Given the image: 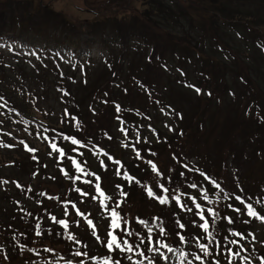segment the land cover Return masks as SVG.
Returning <instances> with one entry per match:
<instances>
[{"label": "trees", "instance_id": "1", "mask_svg": "<svg viewBox=\"0 0 264 264\" xmlns=\"http://www.w3.org/2000/svg\"><path fill=\"white\" fill-rule=\"evenodd\" d=\"M208 1L209 6L206 8L198 0L191 6L190 4H186L184 6L186 10L183 13V17L187 20L189 18L192 20L194 15L198 16V20H201V24H203V28L201 27L200 31L199 29L192 28V35L196 34L197 40L191 38L186 39L189 41L185 42V45L188 46L187 52L195 53L197 57L195 67L196 69L199 67L201 70L200 73H197L198 78L196 79H198V85L194 88L200 90L201 95L199 98L206 92L207 95L204 98L211 102L207 108L204 106L203 110L202 100L198 101L196 112L191 119L192 123L194 119L195 124H191V127H197V125L200 127L202 121L199 120H204L205 116L209 114L212 108L211 106L216 105V107L218 106L217 110L220 112L227 109L229 115L234 113L237 122H239L238 117H242L243 121L246 119L243 123H251L248 129H251L252 126L254 130L252 131L251 129V132L248 134V139H246L248 142H253L260 135V138L264 141V93L248 71L241 70L235 73L232 72L230 64L238 63L240 60L243 61L248 53L245 48H242L241 44H236L231 37H226V32H229L227 28L232 29V31L234 30L238 39L246 42L247 49H251L249 47L251 43L253 49L260 53L264 59V19H259L260 15L257 14L264 11V0ZM229 5H238L235 11L236 13L231 15V17H228L225 13ZM241 8H244L246 12H243ZM0 17H2V14ZM177 20H180V18ZM22 23L23 21L20 22L19 19L16 20L14 17L8 19L0 18V137L3 136V133H10L12 126L15 127V130H20V132H24L32 137L41 136L42 133L46 132L49 136L55 133L57 134L56 137H48L50 142L49 146L55 143L58 148L64 150L65 157H60L61 161L64 163L67 157H72V160L74 159L80 163L81 167L89 175L78 172L71 160V165L69 163L68 166H61L60 169L59 167H55L54 172H58V174L54 172V174L50 173L55 180L43 188L41 186L42 184L37 181V186H35L29 183L23 184L12 179L10 174L4 170L6 165L0 166V180L8 181V184H0V229L3 230L5 228L4 232L1 230L3 234L0 231V241L2 246L7 247L6 253L9 256V264H54L55 261H59L58 258H62L65 254L70 253L71 250L75 252L78 247L82 252H85L82 246V244L87 242L85 236L95 238L91 234L86 221L74 212V209L71 207L73 203L79 205V209L85 216L93 219L94 223L98 226L97 234L102 238L106 237L104 231L108 232L111 230V209H115L121 217H126L129 230L138 233V235L133 236L134 238L132 237L135 242H138L140 238L147 237L148 227L158 229V233L153 235L154 242L156 240L160 242L164 240L179 241L177 233L184 235L186 239L193 236L203 237L204 234L197 226H194L195 231L188 230L190 228L188 223L190 224L191 219L195 221L196 225L201 223L196 214L195 204L192 202L193 198L196 203L203 207L206 217L209 208L220 212L221 216H223L221 211L225 208L224 205L226 204L240 208L241 213L244 215L241 225L238 224L241 214L230 216L234 219V223L231 225L227 224L224 220L217 221L215 229L217 238L222 239L227 235L226 228L228 232L236 231L243 233L247 236V239L240 241V244L243 243L245 245L248 241L250 243V249L245 254L252 256L254 259L256 258L259 261L258 263L261 264V258L264 257V244H261L262 246L260 248L254 247L255 242H252V236L256 239V230L254 228L258 229L263 226L264 229V222L256 218L248 217L244 205L235 201L234 195H240L245 199L246 203L252 204L256 211L264 216V189L253 192L250 186L240 185L238 191L234 192L225 186L226 181L219 175L217 169L212 167L213 164H208L210 166L209 168H205V166H208L207 163H205L204 167L203 165H186V156L184 157L183 155H181L182 158L181 156H170L174 160V162H171L168 159L169 155H166L167 153L164 147L173 149L179 142V138L183 135L173 139L163 137L158 142L157 147L154 148L148 141H145L144 144H138L137 151L140 153V156H136V151L131 157L133 162L132 168L120 164L117 158L108 160V163H104V167H102L101 161L104 162V159L100 158L94 146L89 145L88 141L90 140L88 137L83 136L86 134V131L84 132L82 130L84 126H77L75 128L69 126L75 114L73 112H76L75 109L77 110L78 106L63 109L68 116L53 112L54 117H52L44 108L45 97L33 84L42 81L41 91L48 92L56 89L59 84L58 78L63 79V82L68 85L69 81L72 84L74 83V77L65 75L63 65L58 63V68L54 69L58 73L56 74L52 71V74L55 75L54 79L49 76V69L44 59H42L43 64H38V61L33 63L30 62L29 57L26 58L27 54L24 51H19L13 48L14 46L12 48H4L1 45L2 39L8 34L15 36L18 26L23 25ZM126 26L118 30L117 33H114L112 37L108 38V36L103 35L104 39L99 40L98 44L104 48V56L97 65V68H104L105 71L103 78L97 82L102 87L92 98L96 101L98 100L97 96L102 94L104 97V105L106 107L111 105L112 113L115 115L118 114L117 116L119 117L117 118L128 122L129 126L132 127L134 132H131L130 129L129 132L127 131L130 136L133 133H139L137 130L141 126L144 118L147 117V114H133L132 110H128L125 105H119L120 111L118 112L117 105L114 104L117 101L110 102L111 95L115 90L120 92L124 75L127 74L126 68L128 66H134L136 60L139 62L144 60L143 63L147 65L154 63V61L156 63L157 57L159 58L158 61H160L161 57H159V54H161L160 56H165L166 49L174 41V37L172 36L174 32L171 26H162L163 29L169 31L165 35L170 40L166 42L167 37L161 38L159 35L142 37L135 32L136 29L134 28L131 32H128L129 29L126 30ZM34 28L39 27L30 28L29 31ZM52 29L58 32L60 28L54 27ZM239 30L243 33L239 32ZM41 35L45 34H39L38 36ZM66 36L64 35V38ZM22 38V35L18 38L14 37V41ZM43 41L49 44L56 43V41L51 42L50 40ZM183 51L185 50L183 49ZM247 62L249 63L250 60H247ZM238 65L240 67L242 62H239ZM262 65L263 68L261 69H256L253 65L255 68H252V71H256L257 76H264V60ZM29 68H31V72L33 73L32 76L28 75L27 71H30ZM42 69L48 71L42 73ZM90 70L91 67L87 66L82 75H86L85 71ZM134 77L131 74L128 79L133 85L136 80ZM150 90L152 89L150 88ZM73 91L72 89V92H69V99H71ZM18 95L21 97L19 98ZM73 97L75 96L72 95ZM56 118L58 122H56ZM253 124H255V127ZM184 131H180L182 132L181 134ZM160 134L162 132L158 131V135ZM65 136L69 137V139H64ZM72 138H75L80 143L73 145L71 143ZM181 143L184 142L182 141ZM80 145L83 146L81 147ZM253 146L256 149L247 158L249 162L255 161L261 155L258 152V147H256L255 142ZM5 151L8 152V150ZM25 155V161L21 165L30 167L29 162H31L32 166H34V168L30 167L34 178H36V174L40 173V171H47V167L43 165H40V169L35 168V166L38 167L39 164H43L41 163V158L33 159L31 158V154L25 153ZM207 160H210V157ZM148 161H151L157 166L159 175L157 172L152 171L151 164ZM106 168H109L113 174V184L109 182V176H104ZM117 171H119V174H117ZM93 173L95 175H92ZM125 173L132 179H126ZM201 173L204 175H201ZM97 175L101 177L100 181L95 179ZM76 177H79V179L77 180ZM205 177H208V179H205ZM84 181H91V183L86 184ZM13 182L19 183L22 187L17 188L16 183ZM96 183H100L105 194L111 197L109 200H104V204L107 205V210L101 207L100 201L103 198L96 193ZM109 184L113 188L109 187ZM192 184H196V187H191ZM216 184H219L220 187L217 188L215 186ZM50 185H53L57 190L60 189L61 193H52V188L49 187ZM117 185L120 187L118 188ZM160 185L168 188V193H163L159 187ZM29 188L32 190L28 191ZM77 188L82 192H86L87 195H80L79 192L75 191ZM147 188H153L158 196L167 195L169 197V203L167 205H161L158 200L148 197ZM121 190L127 194L126 197L120 195ZM40 193H44V195H40ZM225 194H227V199H225ZM173 195L178 196L181 203L192 208L193 211L187 212L182 210L171 199ZM93 196L96 199H92ZM205 196H207V199H205ZM48 197H54V199H49ZM257 200H261V203H257ZM118 203L120 205L119 207L116 206ZM60 204L61 208H59ZM156 205L160 208L159 214L155 213L154 209ZM65 207H67V215H65ZM59 209H62V213H59ZM51 216L66 220L69 224L68 230L73 228L76 230L71 234L75 235L81 241V246L70 241L73 246L68 247V241L65 239L67 233L60 225L54 224L51 221ZM207 218L211 220V217ZM139 220L146 221L147 226L138 223ZM177 220L186 225L184 230L178 227L176 224ZM245 221H248V223H245ZM76 222L84 226L87 234H83L80 231L84 230V228L75 227ZM37 223L41 224L43 230L41 236L35 234V226ZM161 224L169 233L166 237L159 235L158 226ZM170 225L174 229L170 228ZM48 230H51V234H49ZM210 231H213V229H210ZM248 233H251L252 236H248ZM229 239L238 238L229 236ZM201 240L202 243H207V239ZM22 245L24 246L23 249L21 248ZM58 246L63 247V249L58 250ZM145 247H148L147 243L141 245V248ZM229 247H232L233 251L239 250L236 246L229 245ZM45 249H50V251H45ZM210 249L213 255H215L214 246H210ZM12 250L14 253L16 251L22 253L19 256L11 254ZM100 253L104 254L109 252L94 251L88 255L94 256Z\"/></svg>", "mask_w": 264, "mask_h": 264}, {"label": "rangeland", "instance_id": "2", "mask_svg": "<svg viewBox=\"0 0 264 264\" xmlns=\"http://www.w3.org/2000/svg\"><path fill=\"white\" fill-rule=\"evenodd\" d=\"M195 1L196 0H0V15L2 14L0 18L8 19L14 17L16 20L19 19L20 22L23 21V25L18 26V30L14 37L18 38L22 35L24 38H29L34 41H56V43H52L54 45H52V48L55 51H60L61 56H63V58L61 57L62 63L66 65L69 61L70 63L73 61L76 66H78L80 75L76 74L77 71H72L71 67L69 70L64 69L65 75L74 77V83L72 84L69 81L67 85L62 82L63 79H59L60 88L56 91L42 92L40 87L43 85V82L39 81L33 83L46 99L44 102L45 110H47L52 117H54L53 112L68 116L65 114L64 110L78 106L77 110L75 109L76 112H73L75 114L70 125H68L71 128L83 125L84 127L82 130H84V132L86 131V134L83 136H87L90 141L101 145V147L106 146L108 148L110 145L112 151L116 153L117 159H119L123 165L131 168L133 167V162L131 160L133 152L128 151L131 148H128V150L122 148V142L125 141L126 136H124L125 131L123 130V133L121 132V128L116 121L117 117H119L117 116L118 114L115 115L112 113L111 105L107 107L104 105V97L102 94L97 96L98 100L96 101L92 98L102 87V85L99 83L97 84V82L103 78L105 69L95 66L92 67L90 71H85L86 75L83 76L81 62H76V59L80 58V55L84 56L85 52H93L94 56L97 57L94 61L97 62L98 65L102 60L104 49L101 48L99 44V46H97L90 45L89 43L93 41H98L99 43V40L104 39V36L110 38L125 25H127L125 29H129L128 32H131L134 28L139 36L150 37L159 35L161 38L167 37L165 40L166 42L170 40V38L165 35L169 31L163 29L162 26H171L174 32V35H172L174 41L171 42V46L168 45L169 47L166 49L165 56L163 57L159 54L161 60L158 61L159 58L157 57L156 63L154 61L155 64L151 63L147 65L143 63L144 60H141V62L136 60L134 66H128L126 68L127 74H123L124 81L121 85L122 88L120 92L115 90L112 93L110 102L117 101V105H125L127 109L132 110L134 114H147V117L144 118L142 122L141 128L144 130L143 133L147 136V140L150 141L149 144L152 145L153 148L157 147L158 142L163 137L173 139L183 135L179 138V142L173 149L164 147L167 153L166 155H169L168 159L171 162H174V160L171 159L172 156L180 157L183 155L184 157L186 156L185 162L188 165L190 164V166L203 165L204 167L205 163H207V165L213 164L212 167L217 169L219 175L226 181L225 186L229 187L230 190L237 192L240 185H245L246 187L250 186L253 192L261 191L264 189V141L260 138L261 135L260 137H256L253 142H248V140H246L252 129V126L251 129H248L251 123H243L246 119L243 121L242 117H238L239 122H237L234 113L229 115L227 109L220 112L217 110L218 106L212 105L205 119L199 120L202 121L201 126L199 127L197 125V127H191V124H195L194 119L193 123L191 119L196 112L198 101L202 100L203 110L204 106L207 108L209 104H211V102L204 98L205 95H207L206 92L199 98L201 92L194 89V86L198 85V79H196L198 78L197 73H200L201 70L199 67L198 69L195 67L197 62L195 53L187 52L188 46L185 45V42L189 41L186 39L191 38L197 40L196 34L192 35V28L199 29V31L201 27L203 28V24H201L202 21L198 20V16L194 15L192 20L191 18L187 20L183 17L184 10H186L184 6L186 4H190L191 6ZM198 1L202 2L204 8L209 6L208 0ZM237 6L238 5L227 6L228 10L225 11L226 15H228V17L234 15L238 8ZM241 10L246 12L244 8H241ZM257 14L260 15L259 19H264V11ZM179 18L181 21L177 20ZM33 27L39 28H34L29 31V29ZM54 27L60 28L58 32L52 29ZM227 30L229 32H226V37H231L236 44H241L242 48H245L248 53L247 56L244 57L245 60L239 61L242 62L240 67L238 65L239 62L230 64L232 72L235 73L241 70L248 71L257 81V84L264 93V76H257L256 71H252V68L255 67L256 69L263 68V56L253 49L251 43L249 47L252 50L247 49L248 47L245 45L246 42L242 39L239 40L234 30L232 31V29L229 28H227ZM239 32L243 33L241 30H239ZM39 34L45 35L38 36ZM64 35L67 36L64 38ZM12 37V34L5 36L1 41V45L4 48L10 47V38ZM20 45L21 43L16 45L19 50H21ZM183 49L185 51H183ZM82 52L84 53L80 54ZM30 53H32V50ZM247 60H250V62L248 63ZM29 69L30 71H27L28 75L32 76L33 73L31 72V68ZM48 69L49 76L55 79V75L52 74V71L55 72L54 65L50 64ZM43 70L46 69H42V73L48 71ZM55 73L57 74L58 72ZM131 74L134 75V78L138 81L135 80L134 85L128 81ZM68 87L74 90L72 95L76 98H72L71 95V99H69L68 93L67 95L64 94L63 88L69 90ZM149 87L152 90H150ZM108 92L110 93L109 90ZM18 96L19 98L21 97L20 95ZM226 105H228V103H226ZM44 115L46 116V114ZM56 122H58L57 118ZM166 124L168 127H165ZM253 126L255 127V124H253ZM129 129L131 132L134 131L131 126H129ZM253 130L254 129H252V131ZM139 131H141V129H139ZM158 131H161L162 134H156ZM180 131H184V133L181 134L182 132ZM143 133H141L142 137ZM114 134L117 135L116 137H120L119 141H117L118 139ZM11 135L17 137V143L14 140L11 142L12 144H16V146L15 148H13L14 146L8 147V152L4 150L6 147L3 148L2 146L3 149L0 147V166L2 167L5 164L6 168L4 170L10 174L12 179L18 182L23 184L29 183L35 186H37L38 182L42 184L41 186L43 188L47 187L51 181L53 182L55 180L50 174L52 171L49 172L48 169L47 171L42 170L40 173H37V176L35 175L36 178H34L31 169L34 168V166H32L31 162H29L31 168L26 165H21V163L23 164V161H25V153L31 154V158L35 156L36 158L43 159V164H39L38 167L35 166L37 169H40V165L48 166L49 162L52 161L51 158L56 157L47 154L44 143L36 138L32 139L28 137L26 139L27 141L24 142L29 148L36 150L33 153L27 151L24 144L20 143V141H24L22 133L17 134L15 130H12ZM110 137L114 138L112 143L109 141ZM132 137H134V135H132ZM121 139L123 141H120ZM132 139L135 140L134 138ZM182 141L184 143H181ZM254 142L261 155H259L255 161L249 162L247 158H249L253 154V150L256 149L253 146ZM19 148L22 150H19ZM209 157L210 160H207ZM104 163H108V160L104 159ZM209 165L207 167L205 166V168H209ZM52 170L54 171V169ZM54 173L58 174V172ZM104 176H109V182L113 184V174L110 172L109 168H106ZM49 187L52 188V193H59L53 185ZM109 187L113 188L110 184ZM224 207L225 208L221 211L223 216H236L237 213L233 212L228 207V204L224 205ZM154 210L155 213L159 214V206L156 205ZM240 214L241 216L238 220L239 225H241L244 216L242 213ZM193 221L194 220L191 219L189 224L187 220L190 226L188 229L189 231L196 230ZM77 223L78 222L75 223L76 228H84V226L80 224V226L77 227ZM170 228L174 229L172 225H170ZM254 229L257 234V243H255L254 247L260 248L262 246L261 244H264L262 243L264 242V229L263 226ZM1 230L2 229H0V231ZM4 230L5 228L2 231L4 232ZM2 231L1 234H3ZM75 231V229H71L68 230V233H74ZM80 231L87 234L85 228ZM225 231L228 235L227 228ZM67 234L65 237H67ZM85 238L92 243V245L87 244L88 247L86 250L88 252H94L100 249V245L92 238L86 236ZM176 244L178 245L173 248L174 251L171 253L167 252L166 249H161L169 258L167 261H164L159 255L149 251H147L145 255L146 258H142L139 255H133L132 258L137 262L143 261V264H148V259L153 260L155 264H188V261H191L192 264H200V262L195 259V256L200 255L202 257L203 253L196 244L195 236L190 237L184 243ZM67 246L72 247L73 244L68 241ZM2 248L7 250V247L2 246L0 241V252L3 251L1 250ZM247 248L248 247H246V249ZM62 249L63 247L58 248V250ZM197 251H200V253ZM181 252L187 254L186 258L183 260L180 256ZM20 253L22 252L16 251V253H14L12 250L11 254L19 256ZM71 253L73 254V252H70V254ZM109 255L110 254H104L102 257L105 258ZM213 258L218 259L220 264H228V260L225 256L213 255ZM83 260L85 261H83L82 264H104L103 260L99 258L92 259L85 256ZM204 260L205 264H209L206 259ZM4 261H6V258L0 256V264H2V262L4 263ZM69 261L71 262L73 259H69ZM125 264H132V261L126 262ZM233 264L255 263L247 258L245 259V256H237L233 259Z\"/></svg>", "mask_w": 264, "mask_h": 264}, {"label": "snow or ice", "instance_id": "3", "mask_svg": "<svg viewBox=\"0 0 264 264\" xmlns=\"http://www.w3.org/2000/svg\"><path fill=\"white\" fill-rule=\"evenodd\" d=\"M32 54L35 55V53H32ZM197 91L199 92L200 90L197 89ZM65 94L67 95V93H65ZM117 111L118 112L120 111L119 105H117ZM45 131H47V129H45ZM121 131H123V129H121ZM45 139H47V137H45ZM64 139H69V137L65 136ZM20 143L24 144V141H20ZM71 143L73 145H78L80 142L78 140H76L75 138H72ZM0 146L12 147L11 145H0ZM80 146L82 147L83 145H80ZM24 147L27 151H30L33 153L36 151L35 149L29 148V146L27 144H24ZM50 147H51L52 151L58 153L60 157H65L64 150L61 148H58L55 143H52L50 145ZM105 155H107V153H105ZM153 155H155V153H153ZM136 156L137 157L140 156V153L138 151L136 152ZM33 159H36V157L33 156ZM69 159H71V157H69ZM108 159H112L111 156H108ZM148 163L151 164L152 171L157 172V166L155 164H153L151 161H148ZM72 164L75 166V168L78 172L84 173L85 175H89V173H86L84 168H82L80 163H78L76 160L73 159ZM101 166L104 167L103 161H101ZM61 171H63V169H61ZM117 174H119V171H117ZM157 174L159 175L158 172H157ZM65 175H67V173H65ZM92 175H95V174L93 173ZM181 175H183V173H181ZM201 175H204V174L201 173ZM125 178L129 179V180L132 179L131 177H128L126 173H125ZM76 179L78 180L79 177H76ZM95 179L97 181H100L101 177L97 175V176H95ZM205 179H208V177H205ZM6 183H8V181L0 180V184H6ZM13 183H16V182H13ZM84 183L88 184V183H91V181H84ZM215 186L217 188L220 187L219 184H216ZM16 187L21 188L22 186L19 183H16ZM117 187L119 188L120 186L117 185ZM159 187L161 188L163 193H168V191H169L168 188L164 187L163 185H160ZM191 187L195 188L196 184H192ZM31 190H32L31 188L28 189V191H31ZM95 190H96V193L100 197L103 198L100 201L101 207H103L107 210V205L104 204V200H109V199H111V197L107 196L105 194V191L102 190L100 183L95 184ZM75 191L79 192L80 195H82V196L87 195L86 192H82L79 188L75 189ZM40 195H44V193H40ZM120 195L126 197L127 194L125 192H123V190H121ZM147 195L150 198H154V199L158 200L159 204H161V205H167L169 203V197L167 195L158 196L156 194V192H154L153 188H147ZM48 198L54 199V197H48ZM227 198H228L227 194H225V199H227ZM92 199H96V197L93 196ZM171 199L174 200L176 205H178L182 210H185L187 212L193 211L192 208H189L186 205L182 204L180 201V198L178 196L173 195L171 197ZM205 199H207V196H205ZM234 199L239 204L244 205V207L246 209V214L248 217L256 218V219H259L262 222H264V216L260 215L256 211V209L253 207L252 204L246 203L245 199L242 198L240 195H234ZM249 199H251V197H249ZM192 202H193V204H195V208L197 210L196 214L198 215L199 220L201 221V223L199 225H196L195 221H193V224H194V226L199 227V229L204 234L203 237L195 238L196 244H197L198 248L200 249V251L203 253V256L208 257L210 255H213V252L211 251L210 246H214L216 256H221V255L225 256L228 260V264H233V259L237 256H240L241 251H246V249L240 244V241L246 240L247 236H245L241 232L229 231L228 235H225L222 239H218L217 238V232L215 231L216 226H217V221L224 220L227 222V224L231 225L234 223V219L230 216H221L220 212L214 211L213 209L209 208L207 210V217H211V220H209L205 215V211H204L203 207L200 204L196 203L194 198L192 199ZM257 203H261V200H257ZM116 206L119 207L120 206L119 203ZM71 207L76 210V215L84 218L89 230L91 231V234L94 236L97 243H102L109 253H117L118 252V253L129 254V255H126L125 258L129 261H132V264H143V261H140V262L134 261L132 259V257H133V255H139L142 258H146L144 251L140 250L141 245H144L145 243H147V245H148L147 251L159 255V257L161 259H163L164 261H167L169 258L164 254V252L161 251V249H166L167 252H169V253L174 251V249L166 243H162L159 240H156L154 242L152 227L147 228V232H148L147 237L146 238H140L138 240V242L134 243L130 239L126 238V237H132L134 235H138V233H134L133 231L129 230L127 218L121 217V215L117 211H115V209L110 210V217H111L110 229L111 230L107 232L106 240L102 239V237L97 234V227L98 226L94 223L93 219H89L87 216H85V214L79 208H77L76 204H74V203L71 204ZM228 207L233 212H235L237 214L241 213L240 208H235L231 204H229ZM67 214H68L67 213V207H65V215H67ZM50 219L54 224L60 225L65 230V232L68 233L69 224L66 220L58 219L56 216H51ZM138 223L147 226V222L144 220H139ZM245 223H248V221H245ZM176 224L178 225V227L181 230H184L186 228V225L181 223L179 220L176 221ZM76 226L79 227L80 226L79 223H77ZM158 227H159V235L160 236L166 237L169 235V233L165 230V228L162 226V224ZM35 228H36L35 234L37 236H41L42 232H43V230L41 228V224L37 223ZM210 229H213V231H210ZM48 231H49V234H51V230H48ZM58 235H59V233H58ZM177 235H178L179 241L181 243H184L186 241V237L184 235H180L179 233H177ZM229 236H234V237H237L238 239H229ZM248 236H252V234L248 233ZM66 238L69 241L77 244L78 246H81V241L75 235L68 233ZM201 239H207V243H202ZM252 242H255L254 236H252ZM229 245L236 246V248L239 250L233 251V248L229 247ZM82 246L84 248L88 247V245L86 243L82 244ZM23 247L24 246L22 245L21 248L23 249ZM45 251H50V249H45ZM74 255L77 257H81V256H87L88 253L87 252H81L79 250V247H78L77 250L74 252ZM180 256H181V259L183 260L186 258L187 254L181 252ZM195 259L197 261H199L200 264H205V260L202 259V257L200 255H196ZM69 264H71V262H69ZM104 264H121V260L120 259H114L112 256H109L107 259L104 260ZM148 264H155V262L151 259H148ZM188 264H192V262L188 261ZM212 264H220V261L214 259L212 261ZM261 264H264V257L261 258Z\"/></svg>", "mask_w": 264, "mask_h": 264}]
</instances>
